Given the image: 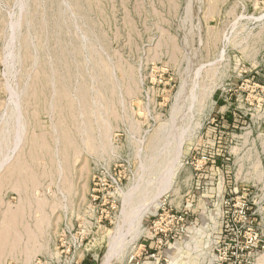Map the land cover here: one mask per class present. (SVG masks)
I'll return each instance as SVG.
<instances>
[{
  "label": "rangeland",
  "instance_id": "374dc122",
  "mask_svg": "<svg viewBox=\"0 0 264 264\" xmlns=\"http://www.w3.org/2000/svg\"><path fill=\"white\" fill-rule=\"evenodd\" d=\"M1 161L0 264H169L209 167L264 264V0H0Z\"/></svg>",
  "mask_w": 264,
  "mask_h": 264
},
{
  "label": "crops",
  "instance_id": "0c3cea01",
  "mask_svg": "<svg viewBox=\"0 0 264 264\" xmlns=\"http://www.w3.org/2000/svg\"><path fill=\"white\" fill-rule=\"evenodd\" d=\"M210 170L209 167L195 177L190 191L192 205L184 207L185 201L182 202L187 214V231L164 249L162 254L169 257V264H185V260L188 264H212L214 260V246L221 235L217 212L222 211L226 190L219 186ZM256 260L264 261V254ZM149 262L145 260L143 264Z\"/></svg>",
  "mask_w": 264,
  "mask_h": 264
},
{
  "label": "built area",
  "instance_id": "2783aa9c",
  "mask_svg": "<svg viewBox=\"0 0 264 264\" xmlns=\"http://www.w3.org/2000/svg\"><path fill=\"white\" fill-rule=\"evenodd\" d=\"M232 201L225 200L227 207L221 222V235L214 247V260L212 264H253L257 242L242 244L241 233L250 230L253 219L251 217L250 202L244 196H238ZM157 219L151 220L152 238L156 249L167 241L174 240L183 233L186 222L183 215L172 209L161 208ZM257 238V234L253 236ZM252 240V238H250ZM155 256L154 251L149 253Z\"/></svg>",
  "mask_w": 264,
  "mask_h": 264
},
{
  "label": "bare ground",
  "instance_id": "6f19581e",
  "mask_svg": "<svg viewBox=\"0 0 264 264\" xmlns=\"http://www.w3.org/2000/svg\"><path fill=\"white\" fill-rule=\"evenodd\" d=\"M12 94H13V92H12ZM15 96H16V95H15ZM15 96H14V94H13V98H14ZM15 101H16V100H15ZM15 101H14V102H15ZM11 102H12V101H11ZM15 103H17V101H16ZM12 105H13V104H12ZM15 105H16V104H15ZM17 106H18V105L15 106L16 108H15V107H14V108H15V109H18ZM15 111H16V110H15ZM17 112H18V111H16V114H17ZM18 113H19V112H18ZM16 116H17V115H15V117H16ZM15 117H14V118H15ZM18 117H20V115L17 116V118L15 119L17 122H18ZM18 131H19V129H18ZM16 132H17V130H16ZM15 134H17V133H15ZM15 136H16V135H15ZM17 138H19L18 135H17ZM16 143H17V142H16ZM16 146H17V144H16ZM16 146H15V147H16ZM12 149H13V148H12ZM12 149H11V150H12ZM7 152H8V151H7ZM10 152H11V151H10ZM5 154H6V153H5ZM3 156H4V155H3ZM1 158H3V157H1ZM1 160H2V159H1ZM4 160H5V158H4ZM7 161H8V160H7ZM0 164L2 165L3 162L1 161ZM1 165H0V166H1ZM158 190H159V189H158ZM158 190H157V191H158ZM117 238H118V237H117ZM114 241H115V240H114ZM115 242H116V241H115ZM111 243H112V242H111ZM116 243H117V242H116ZM116 243H115V244H116ZM118 243H119V242H118ZM110 245H111V244H110ZM116 246H117V244H116ZM118 248H119V247H118ZM108 250H109V249H108ZM108 250H107V251H108ZM115 251H116V250H115ZM112 252H113V251H112ZM112 252L109 251V252L105 255V257L103 258V260H101V261H102L101 264H108V263H109V260H110V257H111ZM118 253H119V252H118ZM114 254H115V253H114ZM116 254H117V253H116ZM113 257H114V256H113Z\"/></svg>",
  "mask_w": 264,
  "mask_h": 264
}]
</instances>
